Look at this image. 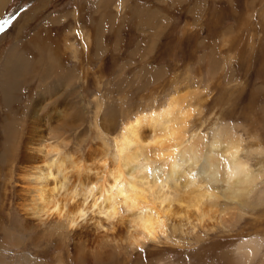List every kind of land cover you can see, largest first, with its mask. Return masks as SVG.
I'll list each match as a JSON object with an SVG mask.
<instances>
[{
	"label": "rangeland",
	"instance_id": "rangeland-1",
	"mask_svg": "<svg viewBox=\"0 0 264 264\" xmlns=\"http://www.w3.org/2000/svg\"><path fill=\"white\" fill-rule=\"evenodd\" d=\"M4 2L6 6H0V264H23L22 255L47 264L59 260L97 264L90 257L80 263L78 250L74 252L77 244L70 237L37 234L20 224L17 156L29 103L35 104L41 94L40 111L46 106L51 112L55 106L70 115L57 135L65 153L72 159L89 157L87 163L94 170L103 162H114V139L127 121L159 113L171 98H178L190 112L187 137L201 133L210 143L220 133L213 128L219 126L222 133L238 138L241 155L248 158L251 171L260 174L258 191L239 208L219 199L223 210L219 214L227 222L208 233L198 231L199 240L170 233L171 243H161L160 250L148 247L151 257L135 258L123 247L113 263L155 264L172 256L175 264H243L234 248L249 237L264 243V194L259 195L264 190V74L258 72L255 55L258 23L264 30V0ZM42 44L51 47L58 62L44 78L37 71L23 78L3 62L10 52L37 59L35 45ZM70 177L69 184L74 181L73 174ZM90 177L95 180L96 173ZM92 223L87 233L93 234ZM13 227L21 238L16 247L7 230ZM254 253L249 264L264 263V246L255 247Z\"/></svg>",
	"mask_w": 264,
	"mask_h": 264
},
{
	"label": "bare ground",
	"instance_id": "bare-ground-1",
	"mask_svg": "<svg viewBox=\"0 0 264 264\" xmlns=\"http://www.w3.org/2000/svg\"><path fill=\"white\" fill-rule=\"evenodd\" d=\"M4 3L0 1V6L5 7ZM258 25L255 55L262 76L264 30L262 23ZM44 46L35 45L40 53L37 59L10 52L3 62L23 78L33 76L34 71L44 78L58 63L51 47ZM42 97H36L33 105L29 103L28 124L17 156L20 224L37 234L70 237L77 244L74 252L78 250L80 263L90 257L97 264H114L123 247L135 258L151 257L148 247L160 250L161 243H171L169 238L176 232L199 240L198 231L208 233L227 222L219 214L223 211L217 205L219 199L234 202L239 208L258 191L255 184L261 177L251 171L248 158L241 155L242 142L222 133L219 126L213 129L221 134L216 133L210 143L201 133L187 137L190 112L178 98H171L157 114L127 121L114 139V162H103L94 170L87 163L89 157L72 159L65 153L66 146L57 135L70 115L65 108L55 106L53 112L46 106L40 111ZM92 172L96 173L95 180L90 179ZM72 174L74 181L69 184ZM263 194L264 190L260 191L259 195ZM91 221L93 234L85 231ZM15 228L7 230L13 234L11 245L16 247L21 238ZM262 245L249 237L233 252L241 263L249 264L256 256L255 247ZM173 259L165 257L155 264H175ZM21 263L47 264L28 255H22Z\"/></svg>",
	"mask_w": 264,
	"mask_h": 264
}]
</instances>
